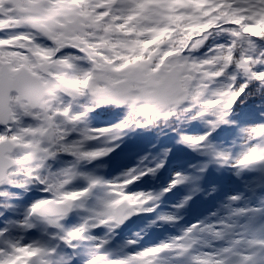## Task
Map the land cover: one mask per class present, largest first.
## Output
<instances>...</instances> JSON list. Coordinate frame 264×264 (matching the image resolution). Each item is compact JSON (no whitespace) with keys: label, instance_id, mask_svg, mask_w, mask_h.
<instances>
[{"label":"snow or ice","instance_id":"snow-or-ice-1","mask_svg":"<svg viewBox=\"0 0 264 264\" xmlns=\"http://www.w3.org/2000/svg\"><path fill=\"white\" fill-rule=\"evenodd\" d=\"M0 264H264V0H0Z\"/></svg>","mask_w":264,"mask_h":264}]
</instances>
